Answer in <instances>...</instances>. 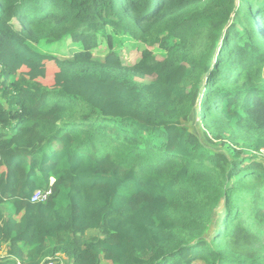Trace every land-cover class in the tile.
Returning <instances> with one entry per match:
<instances>
[{"label":"trees","instance_id":"16d2710c","mask_svg":"<svg viewBox=\"0 0 264 264\" xmlns=\"http://www.w3.org/2000/svg\"><path fill=\"white\" fill-rule=\"evenodd\" d=\"M261 158L264 0H0V264H264Z\"/></svg>","mask_w":264,"mask_h":264},{"label":"rangeland","instance_id":"374dc122","mask_svg":"<svg viewBox=\"0 0 264 264\" xmlns=\"http://www.w3.org/2000/svg\"><path fill=\"white\" fill-rule=\"evenodd\" d=\"M17 23L14 22V25ZM107 32L111 35L112 39V48L117 52L121 61L125 65H131L135 63L141 55V52L144 48L150 49L156 59H162L164 57V51L158 48L157 45H147L136 41L134 39H130L125 35L114 34L111 28H107ZM107 40L103 36H98V44L94 47L91 52L95 57H103L107 53ZM30 46L38 51L51 53L56 55L59 58H65L67 56H71L74 52L81 49V45L75 43L71 40V38L67 37L55 44H48L44 41L39 43H30ZM148 80V78H146ZM193 121H189L186 124L195 129L199 135L203 134V129L201 123L197 120L195 123ZM226 141H215L208 143V146L215 151L224 152L227 154H232V147L225 143ZM262 161L264 159L261 158ZM103 232L100 230H89L84 235V240L87 241L91 238H101L103 237ZM4 245L1 247L3 249ZM246 247L249 248L253 252H264V225L256 226L253 231L249 233L248 240L246 241ZM56 260V264H71L66 256L63 254L58 256Z\"/></svg>","mask_w":264,"mask_h":264},{"label":"built area","instance_id":"2783aa9c","mask_svg":"<svg viewBox=\"0 0 264 264\" xmlns=\"http://www.w3.org/2000/svg\"><path fill=\"white\" fill-rule=\"evenodd\" d=\"M50 195V190H38L32 196V201H41L44 202L47 200L48 196ZM2 246H0L1 249ZM52 264V263H49Z\"/></svg>","mask_w":264,"mask_h":264},{"label":"crops","instance_id":"0c3cea01","mask_svg":"<svg viewBox=\"0 0 264 264\" xmlns=\"http://www.w3.org/2000/svg\"><path fill=\"white\" fill-rule=\"evenodd\" d=\"M7 207L6 204L2 205L0 208L5 209ZM6 255V245H4L3 249L0 252V256L4 257Z\"/></svg>","mask_w":264,"mask_h":264}]
</instances>
